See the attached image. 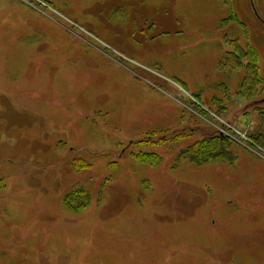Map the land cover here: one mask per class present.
Here are the masks:
<instances>
[{
	"label": "rangeland",
	"instance_id": "rangeland-1",
	"mask_svg": "<svg viewBox=\"0 0 264 264\" xmlns=\"http://www.w3.org/2000/svg\"><path fill=\"white\" fill-rule=\"evenodd\" d=\"M232 43L264 79V0H0V264H264ZM218 133L230 160L191 161Z\"/></svg>",
	"mask_w": 264,
	"mask_h": 264
},
{
	"label": "trees",
	"instance_id": "trees-1",
	"mask_svg": "<svg viewBox=\"0 0 264 264\" xmlns=\"http://www.w3.org/2000/svg\"><path fill=\"white\" fill-rule=\"evenodd\" d=\"M232 47L234 52L228 54L225 63H223L222 65V68L227 71H231L232 66L240 68L242 66V61L245 60V75L243 76L242 88L247 92L248 95V93H252V90L256 89L257 87H264V79H261L259 77L258 69L256 66L257 54L251 49H245L246 51H242L237 47L235 43H232ZM261 117H264V113L261 114ZM253 139L255 142H260V139L264 140V136L262 134L259 136L255 135ZM224 140L225 139L223 138V136L219 133L216 135H209V137L203 139L199 145L193 147L192 151H194L195 153H189L190 160L198 165L206 162L208 159L210 161H217V159L230 160V155L227 153L224 147ZM260 144L262 145V147H264V143L260 142ZM203 149L204 151L202 152ZM81 204L82 205H80V207L78 208L84 207V204Z\"/></svg>",
	"mask_w": 264,
	"mask_h": 264
}]
</instances>
